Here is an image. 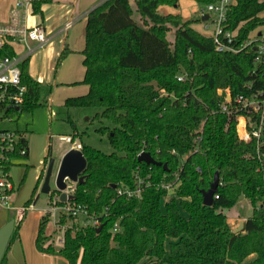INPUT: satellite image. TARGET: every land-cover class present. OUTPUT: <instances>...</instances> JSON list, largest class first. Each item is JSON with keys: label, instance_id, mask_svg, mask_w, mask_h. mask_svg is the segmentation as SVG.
Segmentation results:
<instances>
[{"label": "trees", "instance_id": "obj_1", "mask_svg": "<svg viewBox=\"0 0 264 264\" xmlns=\"http://www.w3.org/2000/svg\"><path fill=\"white\" fill-rule=\"evenodd\" d=\"M178 1L132 0V5L131 0H107L88 13L81 51L85 71L79 82L88 91L67 98L64 105L100 109L93 120L107 122L97 132L113 151L80 143L86 169L69 202L83 206L88 217L85 224L64 229L56 250L52 243L44 247L47 212L38 224V250L59 254L68 264H264V130L258 145L255 138L240 140L235 127L239 115L246 116L249 129L259 119L258 113L240 110L236 99L264 96V64L254 62L258 41L249 43L251 33L264 28L259 15L264 1L235 0L229 6L223 29L235 32V51L223 52L215 50L212 34L194 27L200 19L158 12ZM194 1L202 6L218 2ZM50 2L33 0L32 13L41 14L42 5ZM71 52L65 44L56 66ZM21 76L27 87L21 110H32L44 87L28 74L27 61ZM225 89L230 115L220 110L224 97L218 91ZM141 152L160 166L139 162ZM215 174L218 186L207 206L202 191ZM137 186L139 195L128 196L126 189ZM167 186L173 194L162 209ZM37 188L22 217L10 218L15 227L0 264L6 262ZM57 194L52 190L49 195ZM240 199L251 214L235 232L227 211ZM67 219L60 216L57 226ZM250 255L255 257L247 261Z\"/></svg>", "mask_w": 264, "mask_h": 264}, {"label": "built area", "instance_id": "obj_2", "mask_svg": "<svg viewBox=\"0 0 264 264\" xmlns=\"http://www.w3.org/2000/svg\"><path fill=\"white\" fill-rule=\"evenodd\" d=\"M32 1L17 0L9 10L7 21L0 22V120L4 119L3 115L10 109L17 111L16 108H20L21 110L27 93V87L22 83L21 65L50 40L41 24L28 25L27 20L29 11L32 12ZM230 5L231 3L228 0H218V2L203 6L202 9V14L213 16L212 25L214 29L212 35L217 52L235 51L231 46L235 32L223 29V23L226 20ZM71 25L72 21H68L62 30H67ZM252 41H258L255 46L256 55L254 62L256 64H264V30L260 33V36L251 38L249 43ZM17 45L22 46L23 51H17ZM178 79L184 80V76L180 75ZM218 93H223L224 97V100L220 103L221 112L230 115L231 111L228 107V102L231 100L229 90L225 89L224 92L219 90ZM236 103L240 110L259 114L257 124L251 129L248 127L246 116L239 115L235 118L238 138L243 142H249L252 138H255L259 145L264 130V96L262 98H257L255 95L251 97L239 96L236 99ZM76 135V133L64 135L60 139L70 143L74 148L80 149V143L74 139ZM27 155L28 144L24 134L12 129L0 128V205L2 207L10 208L11 206L10 199L14 191V185L10 179V168L15 161L24 159ZM140 183L141 181L138 183L139 186ZM139 186L134 191L126 189L127 195H139L141 190ZM74 188L72 183H68L66 188L67 195H73ZM118 193H122V190H118ZM59 201L58 193L53 198L52 206L47 212L50 214L58 213L60 216L65 215L73 220L78 217L83 219L88 217V213L83 206L70 204L68 199L63 205H59ZM92 223L97 225V221ZM116 229L115 225L113 231H116ZM60 243H63V237Z\"/></svg>", "mask_w": 264, "mask_h": 264}, {"label": "crops", "instance_id": "obj_3", "mask_svg": "<svg viewBox=\"0 0 264 264\" xmlns=\"http://www.w3.org/2000/svg\"><path fill=\"white\" fill-rule=\"evenodd\" d=\"M16 1L17 0L13 1V5L15 4ZM105 1L107 0H52V2L42 5L41 7L42 13L40 14L41 21H35L34 24H32V26L36 24H41L45 29L46 35L50 37V40L47 42V44L44 47L38 49L29 57V59L27 60V72L34 80L40 82L43 85V87H44V83H50V81L53 79L55 84L60 83L61 85H65V84L68 85L69 86L68 88L61 87L62 92L65 93L63 99L64 102L69 97L84 95L88 91V86L85 84L78 87H75L74 85L76 82L78 83L82 81L85 71V68L83 66V55L81 54V51L84 48V44H85L86 18L88 13L92 9L101 5ZM228 1L232 5L235 4V0H228ZM260 1H264V0H260ZM10 8L7 7L3 12L0 11V22L7 21ZM202 9L203 6L201 5L199 12L200 21H197V23L199 22V24L197 25L201 26L204 30H208L209 27L212 25L213 16L208 15V19L202 21L201 20V16L203 15ZM259 15L264 16V11L261 12ZM68 21H72V25L67 30H62L64 25ZM195 23H194V27H195ZM263 30L264 28H259L255 30L254 32L251 33L250 38H254L255 36H260V33ZM202 33L206 35H211L213 33V30H211L209 33H205V32ZM65 44L68 45V47L72 50V52L68 54L64 60H62L61 67L57 70L56 62ZM16 49L19 52L23 51V47L20 45H17ZM75 53L79 54V56L75 57L74 55ZM76 58L78 59V62L81 63V65H77V63L75 65L74 62ZM31 63L33 65L32 67L33 74L29 72V65H31ZM52 64L55 67H52ZM49 99L50 101H52V92ZM74 133L77 134L75 136L77 137L78 133L76 131H74ZM64 135H70V134H64ZM64 135H59V139L61 136ZM24 136L26 138L25 133ZM26 141L28 144V155L26 157L27 159L24 158L25 161L22 159L15 161L13 166L10 168V171L13 168L19 167L21 165L28 167L29 158H30L29 155L30 145L27 138ZM72 147L73 146L71 145L70 148ZM64 153L65 151L61 154V157ZM41 155L44 156V152H42ZM50 157H51L50 146L45 156V164L43 166H42L41 158H39L37 160L38 162H36V158L32 157L33 163L35 165L34 167L36 169L42 168L41 173L39 174L37 173V175L36 174L34 175L35 177L34 183H36V185L38 184V187H41L43 180L40 181L39 179L40 178L42 179V175L46 168L45 165L48 163ZM32 158L30 160H32ZM10 179L12 181V184L14 185V191L12 192V196L10 199V204H11L10 209L16 212L17 211L20 212L21 210L24 209L25 206L19 197L20 188L18 187L15 188V182L11 176V172H10ZM36 191H38V188ZM37 199H38V195L37 192H35L34 200L32 204L27 208V211L30 212L32 211ZM246 204L247 203L244 199H240L239 202L232 209L227 211V223L234 231L235 230L241 231L243 229L246 218L251 214V208L248 207L250 209L248 211L246 209L248 204L247 206ZM49 209L45 210L44 213L42 212L36 213L32 217L30 215L31 219L30 218L28 219L29 215L24 216L22 223L18 228L17 235L15 236L14 240L12 241L9 247L5 264H68V261L63 256L59 254H49L40 251L36 246L39 221L41 217L45 215L47 211H49ZM4 212L5 213L0 217V228L11 218L9 217L8 212L6 211ZM57 221H58L57 219L53 221L54 227L55 225L57 226L56 224ZM52 235H53V230L51 232L45 233V236L48 237V239L45 241L44 247H47V245L52 243V237H51ZM254 257H255L254 255H250L247 261L253 260Z\"/></svg>", "mask_w": 264, "mask_h": 264}, {"label": "rangeland", "instance_id": "obj_4", "mask_svg": "<svg viewBox=\"0 0 264 264\" xmlns=\"http://www.w3.org/2000/svg\"><path fill=\"white\" fill-rule=\"evenodd\" d=\"M13 1L14 0H0V11L3 12L7 7L10 8L13 5ZM131 3L133 5L132 0ZM200 8L201 5L194 0H179L178 3L173 6H160L158 8V12L161 14H180L184 20H197L199 19ZM28 17L29 18L27 21L30 26H32L35 21H41L40 14L35 15L32 14L31 11H29ZM197 24H199V22L195 23V28L200 30L201 32L209 33L214 29V27L211 25L208 30H204ZM74 55L75 57L79 56V54L77 53H75ZM74 63L75 65L76 63L77 65H81V63L78 62L77 58ZM61 64L62 63H59L56 66L57 70L61 67ZM32 67L33 65L31 63V65H29V72L33 74ZM52 67L55 66L52 64ZM53 83L54 79L51 80L50 83H44V91L41 95L40 102L37 107L33 108L32 110H25L21 112L10 109L6 114L3 115L4 119L0 120V128L12 129L23 134L25 133L30 145V158L28 167L21 165L19 167L13 168L10 171L11 176L15 182V188H20L19 197L23 204H25L30 195H32L34 187L36 186V183H34V175H37V173L39 174L42 171V168L36 169L34 167L35 165L33 163V158H36V162H38L37 160L41 158L43 166L45 164V156L47 154L49 146L51 151L50 158L54 159L55 161L52 177L50 180L51 190H54V178L61 154L71 147L70 143L59 139V135H72L74 131H76L78 133V136L75 137L77 142L86 143L107 154L113 151L107 137L100 136L97 132V129L102 124H107V122L103 121V123H101L97 120H93L94 115L97 112H100V109L91 107H66L63 101L65 93L62 92L61 87L68 88L69 86L66 84L61 85L60 83ZM74 85L75 87H78L82 86L83 84L76 82ZM51 92L52 101H50L49 99ZM42 152H44V156L41 155ZM31 158L32 160H30ZM46 166L47 164L45 165V167ZM44 175L45 171L42 175L41 180H43ZM40 188L41 187H38V191H36L38 199L34 205V208L31 212L27 211L25 213V215H29L28 219H31V217L36 213H44L45 210L51 208L52 206V200L55 196L51 198L49 194L42 193L40 191ZM167 190V196L165 198H162L161 201L162 209L164 207V202L168 200V198H170V196L173 194L172 188H169ZM248 207L249 206H247L246 209L249 211L250 209ZM4 211L9 213V217L12 218L14 216L16 220H19L23 215L22 212L24 211V209L20 212H16L10 208H5L0 205V217L5 213ZM59 217L60 215L58 213H51L49 221L47 222L44 229V233L51 232L53 230V235L51 237L52 245L55 249H59L62 246L60 240L63 237V231L66 227H70L72 223L82 225L85 222V219H83L82 217H78L75 220L68 218L63 226L55 225L54 227L53 221H55V219L58 220ZM145 264L150 263L147 262Z\"/></svg>", "mask_w": 264, "mask_h": 264}, {"label": "water", "instance_id": "obj_5", "mask_svg": "<svg viewBox=\"0 0 264 264\" xmlns=\"http://www.w3.org/2000/svg\"><path fill=\"white\" fill-rule=\"evenodd\" d=\"M208 19L207 14L201 16V20L205 21ZM20 112V108H16ZM137 160L149 165L160 166L159 162H156L149 153L141 152ZM55 165L54 159L50 158L48 160L45 175L41 184L40 191L44 194H50V180L53 173V168ZM165 168V165H163ZM86 169V159L81 151V149L70 148L62 155L58 162L55 178H54V190L59 193V200L65 202L67 199L72 200L73 195H67L66 188L68 183L76 184L83 181L82 173ZM218 186V176L215 174L213 182L206 191H202L203 204L210 206L213 203V197ZM15 227V220L10 219L0 228V261L4 255L8 242L12 236ZM99 229V228H98ZM235 232H237L235 230Z\"/></svg>", "mask_w": 264, "mask_h": 264}]
</instances>
